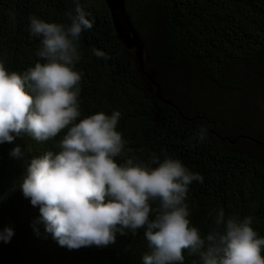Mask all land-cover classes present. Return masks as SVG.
I'll list each match as a JSON object with an SVG mask.
<instances>
[{
  "label": "trees",
  "instance_id": "trees-1",
  "mask_svg": "<svg viewBox=\"0 0 264 264\" xmlns=\"http://www.w3.org/2000/svg\"><path fill=\"white\" fill-rule=\"evenodd\" d=\"M80 3L94 23L79 38L77 122L119 111L117 130L126 144L117 163L147 162L155 153L201 174L203 183L189 186L186 203L202 237L215 227L220 209L225 219L251 216L264 237V0H124L141 44L137 58L120 41L104 0ZM74 10L75 0H0L6 69L22 74L44 62L37 56L40 38L30 34L31 16L70 24L66 13ZM93 48L108 58L96 57ZM201 127L207 129L203 141L197 138ZM66 132L45 142L22 133L0 143V232L14 233L8 242L0 240V264H142L151 252L144 229L117 233L109 246L70 250L46 232L39 206L23 195L31 159L59 151ZM17 145L19 159L9 154ZM206 248L185 249L183 264H202Z\"/></svg>",
  "mask_w": 264,
  "mask_h": 264
},
{
  "label": "clouds",
  "instance_id": "clouds-1",
  "mask_svg": "<svg viewBox=\"0 0 264 264\" xmlns=\"http://www.w3.org/2000/svg\"><path fill=\"white\" fill-rule=\"evenodd\" d=\"M91 15L80 0H75L74 13H66L70 24L33 15L30 34L40 38L37 56L44 62L20 74L9 72L0 60V143H11L22 133L45 142L67 129L59 151L31 159L20 185L32 205L39 206L46 232L72 250L109 246L117 233L144 229L151 252L143 255L142 264H183L185 249L196 253L206 244L202 264H264V237H258L251 216L225 219L220 209L215 227L204 237L191 226L186 199L194 181L203 183L201 174L179 159L161 160L155 153L147 162L127 158L117 163L126 144L117 130L119 111H100L77 122L82 80L76 69L78 45L82 32L93 27ZM92 52L108 58L99 49ZM206 133L201 127L197 138L203 141ZM9 154L21 158L20 146ZM13 234L5 228L0 240L8 242Z\"/></svg>",
  "mask_w": 264,
  "mask_h": 264
},
{
  "label": "water",
  "instance_id": "water-1",
  "mask_svg": "<svg viewBox=\"0 0 264 264\" xmlns=\"http://www.w3.org/2000/svg\"><path fill=\"white\" fill-rule=\"evenodd\" d=\"M104 1L106 2V4L108 5L111 11L116 28L118 29V26H117L118 21L120 20V18H122L128 30L132 34L133 38L137 42L138 41L137 36L135 35L133 29L131 28L127 15L124 12V0H104ZM140 48H141V44L139 45L138 51H141Z\"/></svg>",
  "mask_w": 264,
  "mask_h": 264
},
{
  "label": "rangeland",
  "instance_id": "rangeland-1",
  "mask_svg": "<svg viewBox=\"0 0 264 264\" xmlns=\"http://www.w3.org/2000/svg\"><path fill=\"white\" fill-rule=\"evenodd\" d=\"M118 36L120 41L122 42V44L129 49L137 58L138 55V43L135 41V39L133 38V36L129 33V30L126 26V24L124 23V21L122 20V18H120V20L118 21ZM261 110L264 111V104H262Z\"/></svg>",
  "mask_w": 264,
  "mask_h": 264
}]
</instances>
